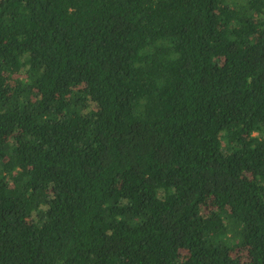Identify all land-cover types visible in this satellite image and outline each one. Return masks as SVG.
<instances>
[{
	"label": "trees",
	"instance_id": "trees-1",
	"mask_svg": "<svg viewBox=\"0 0 264 264\" xmlns=\"http://www.w3.org/2000/svg\"><path fill=\"white\" fill-rule=\"evenodd\" d=\"M0 264H264V0H0Z\"/></svg>",
	"mask_w": 264,
	"mask_h": 264
},
{
	"label": "rangeland",
	"instance_id": "rangeland-1",
	"mask_svg": "<svg viewBox=\"0 0 264 264\" xmlns=\"http://www.w3.org/2000/svg\"><path fill=\"white\" fill-rule=\"evenodd\" d=\"M245 252H246V250H241V254H242V255H244ZM243 258H245V257H243Z\"/></svg>",
	"mask_w": 264,
	"mask_h": 264
}]
</instances>
